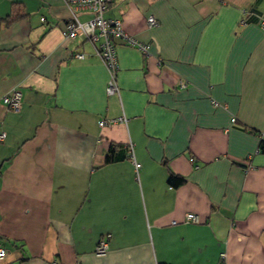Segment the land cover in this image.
I'll list each match as a JSON object with an SVG mask.
<instances>
[{"label":"crops","instance_id":"obj_1","mask_svg":"<svg viewBox=\"0 0 264 264\" xmlns=\"http://www.w3.org/2000/svg\"><path fill=\"white\" fill-rule=\"evenodd\" d=\"M12 2L25 17L0 32V264H264V0H113L105 18L148 50L116 46L112 96L91 45L64 39L63 0H0V18Z\"/></svg>","mask_w":264,"mask_h":264},{"label":"built area","instance_id":"obj_2","mask_svg":"<svg viewBox=\"0 0 264 264\" xmlns=\"http://www.w3.org/2000/svg\"><path fill=\"white\" fill-rule=\"evenodd\" d=\"M66 7L70 10V20L65 26L63 37L66 40H74L76 38H83L87 41L97 58L106 68L109 74V81L106 87V93L110 96L118 94L117 86V73L118 62L116 56L117 42L122 43L124 46L137 48L142 53L146 54L148 47L139 43L134 37L128 35L121 27V21L118 19H107L104 14L113 0H63ZM88 15L89 19L86 21L79 20V15ZM245 24L244 21L241 22ZM157 21L150 17L147 20L148 27L157 26ZM264 29V23L262 24ZM78 60H83L84 55L81 53L74 54ZM22 93L20 90L15 89L11 91L6 97L3 98V104L13 112H17L21 107ZM122 122L121 119L117 120H102L99 126H105L113 123ZM4 132H0V141L5 139ZM129 157L134 164L135 171L138 172L140 164L134 161L132 154V147L128 149ZM185 223L198 224L199 218L195 214H187L184 219ZM108 236L100 239L96 248V254L102 256L108 250ZM5 257V251L0 249V260ZM226 255L222 254L218 264L225 263ZM53 264H58L54 262Z\"/></svg>","mask_w":264,"mask_h":264},{"label":"trees","instance_id":"obj_3","mask_svg":"<svg viewBox=\"0 0 264 264\" xmlns=\"http://www.w3.org/2000/svg\"><path fill=\"white\" fill-rule=\"evenodd\" d=\"M19 8H21L20 4H17L16 2L11 3L10 14L6 18H0V32H1L3 27L8 26L9 24L25 17V14ZM119 44L122 45V43L117 42L116 46H118ZM262 152H264L263 146H262ZM128 157H129V153H128ZM109 159H110V156L108 155L106 157V161H109ZM184 182H185V180L182 177H179V176H176L173 174L169 175V177L167 179L168 185H170L172 187H177V186L183 184Z\"/></svg>","mask_w":264,"mask_h":264}]
</instances>
